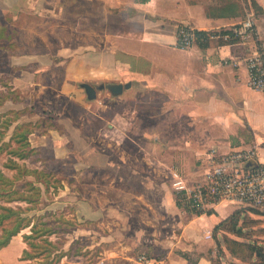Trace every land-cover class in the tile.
<instances>
[{
	"label": "rangeland",
	"instance_id": "rangeland-1",
	"mask_svg": "<svg viewBox=\"0 0 264 264\" xmlns=\"http://www.w3.org/2000/svg\"><path fill=\"white\" fill-rule=\"evenodd\" d=\"M89 3L93 2L0 0V91L3 94H0V120L7 124L10 120L12 122L9 126H12L13 121L24 111L26 115L34 114L31 119L32 126L26 127L30 132L31 129L34 131L29 146L24 144L26 137L22 132V125L15 127L13 132H8L9 128L6 129L4 124L2 127L0 125V170L8 178L19 177L13 188L25 197H36L35 192L27 188V183L34 182V178L23 175L24 172L18 176L15 170L4 168V165L13 163L27 170H38L41 175L37 179L44 183H34L42 191L34 205L19 200L15 194L11 202L0 200V207L29 208L23 211L21 217L29 218V223L34 224V229L38 232L32 234L31 228L28 227L13 236L11 242L0 249V264H138L136 259L141 255H144L149 263L161 259L167 262L174 257L172 254L168 255L171 244L166 241L175 223L172 215L165 214L160 207L158 201L162 191L157 187L164 186L163 183L169 186L170 172L165 164H156V161L154 163L149 160L152 158L151 152L166 148L165 139L153 140L157 128L165 134L169 127L165 96L154 92L150 87L136 92L128 90L123 101H120L121 95L113 96L103 89L97 92L96 99L91 101V104L86 99V104L92 106L78 107L67 95H56L55 90L60 87L65 65H60L54 70L55 75L51 81L47 78L48 75H43L41 81L51 88L39 94L38 87L19 89L14 84L18 83V80L16 77L12 78V75L18 74L22 69L34 71L39 63L44 65L46 60L37 58L36 55L40 54L34 53L47 52L46 55L52 56L51 60L54 62L56 58L52 53H55L57 48L70 49L85 44V17ZM95 3L97 5L99 1ZM92 19L96 21V18ZM77 23L82 27L81 30L74 29ZM24 62L29 64L24 65ZM97 116L103 120L100 121ZM16 128L18 134L12 139ZM61 135V138H57ZM46 144H57L60 148L68 150V154L62 159H40L39 147ZM84 147L107 151L112 163L116 165L103 170L83 165L85 168L76 172V166H81L82 162L88 163L89 158L100 162L93 153L78 154L77 150H74ZM71 152H74V155H70ZM164 152L162 151L161 155L164 154L165 158ZM26 155L27 158H21ZM120 161L125 162L129 168L143 169V175L133 174L129 168H118L117 163ZM209 166L208 163L207 168ZM178 173L188 186L203 179L202 175L193 179V171L178 169ZM146 178H154L156 188L144 186ZM44 185L47 186L46 191ZM75 197L90 199L92 205L102 209L120 207L127 215L125 229L116 221H107L108 224H104L112 228L115 234L111 231V239H105L103 229L106 226L100 224V221L86 223L71 220L65 213L74 211V207H65L66 205L58 203L57 200L61 199L67 203L74 201ZM139 197H142V201ZM177 198V208L185 219L189 215L210 213L208 208L191 210L175 196V200ZM234 206L239 207L237 210L241 216H247L249 221L247 227L243 228L241 237L232 234L227 236L239 243H252L264 248V215L246 204ZM2 212L0 209V213ZM241 222L240 220L238 226H241ZM82 226L92 229L91 235L74 239L75 235L71 229ZM3 227L11 226L4 220L3 225H0V235ZM52 228L60 229L55 234L49 233ZM138 232L139 236L136 235ZM105 233L108 234V230ZM42 234L44 236H41ZM25 235L30 236L27 239L30 245L25 242ZM217 239L219 247L211 241L206 243L203 240V243H199L205 253L208 252L209 257L213 256L214 264H245L229 254L227 248H230V244L223 242L222 233H218ZM231 248L242 258L248 256L243 246L231 245ZM24 251L28 252L27 256ZM174 254H186L190 256V261H194L198 256L197 251L189 254L174 251ZM24 256L29 260H23Z\"/></svg>",
	"mask_w": 264,
	"mask_h": 264
},
{
	"label": "crops",
	"instance_id": "crops-1",
	"mask_svg": "<svg viewBox=\"0 0 264 264\" xmlns=\"http://www.w3.org/2000/svg\"><path fill=\"white\" fill-rule=\"evenodd\" d=\"M95 1L97 0H90L93 3H89L87 8L85 44L70 49L57 48L52 53L56 58L54 62L51 60L52 56L46 55L47 52L34 53L40 54L36 55L37 58L46 60L44 65L39 63L34 71L22 69L18 74L12 75V78L16 77L18 80L14 84L19 89L38 87L39 94L51 88L41 81L43 75H48L47 78L51 81L55 75L54 70L65 65L60 87L55 90L56 95H67L78 107L89 108L92 106L91 101L96 99L88 100L83 84L94 88L96 96L103 89L109 91L108 87L111 85L129 84L130 87L123 88L121 96L118 95L120 101H123L128 90L136 92L152 87L154 92L162 93L166 99L169 127L165 134L157 128L153 140L165 139L167 144L161 151L151 152L152 158L149 160L165 164L170 172L169 186L163 183L164 186L157 187L162 191L158 203L165 214L172 215L175 223L166 241L171 244L167 253L174 257L167 262L161 259L147 264H214L213 256L209 257L199 243L211 241L216 245L214 228L239 207L234 206L235 203L220 201L208 207L210 213L189 215L185 219L175 203L172 174H179V169L195 172L191 175L193 179L203 176L211 150L223 155L255 149L258 161L264 163V94L248 86L249 76L243 58L248 53L246 45L251 48L252 43L209 40L206 48L194 45L188 50H182L176 46L177 28L188 26L206 33L228 29L240 23L245 10L252 7L258 13L257 27L264 37V0H149L145 3H136L134 0H98L97 5ZM74 29L81 30L82 27L77 23ZM229 58H233L237 66L230 65ZM224 61L228 63L225 64ZM28 62H24V65L32 63ZM86 99L89 105L86 104ZM33 115H26L25 111L21 113L8 132H13L18 125H22V128L31 127ZM96 118L103 120L100 116ZM25 119L28 121H23ZM31 130L28 135L29 144L34 133ZM61 137L62 135L57 138ZM74 150L78 154L93 153L100 159V162H96L94 158H89L88 163L82 162L81 166H76V172L83 165L102 170L116 165L112 163L107 151L87 147ZM38 151L40 159H62L68 154V150L57 144L40 146ZM162 151H165V158L164 154L161 155ZM70 155H74V152ZM117 167L129 168L121 161L117 163ZM129 169L133 174L143 175V169ZM145 185L156 188L154 178L144 179ZM141 198L139 197L140 200ZM73 200L67 203L61 199L57 201L66 205L65 207H74V211L65 213L73 221H100V224L106 226L103 229L105 239H111V235L115 234L105 222L108 224L116 221L122 228L126 226L127 215L120 207L102 209L92 205L90 199L75 197ZM106 230L108 234L105 233ZM92 231L87 226L71 229L74 239L91 235ZM177 231L179 232L176 233ZM136 235L139 236V232ZM174 251L188 254L197 251L198 256L190 261V256L187 259L181 255L176 256Z\"/></svg>",
	"mask_w": 264,
	"mask_h": 264
},
{
	"label": "built area",
	"instance_id": "built-area-1",
	"mask_svg": "<svg viewBox=\"0 0 264 264\" xmlns=\"http://www.w3.org/2000/svg\"><path fill=\"white\" fill-rule=\"evenodd\" d=\"M195 32L196 30L188 26H178L176 46L182 50L190 49L195 45ZM207 34L209 40L253 44L251 48L246 45L248 53L243 58L249 76L248 86L264 94V37L258 30L256 13L252 7L245 10V16L240 23ZM229 64L237 66L233 58H229ZM207 160L210 166L204 172L201 182L188 186L179 174H172L175 196L181 202L196 211L226 201L246 204L264 214V163L258 161L255 149L223 155L211 150ZM136 262L149 263L144 255L139 256Z\"/></svg>",
	"mask_w": 264,
	"mask_h": 264
},
{
	"label": "trees",
	"instance_id": "trees-1",
	"mask_svg": "<svg viewBox=\"0 0 264 264\" xmlns=\"http://www.w3.org/2000/svg\"><path fill=\"white\" fill-rule=\"evenodd\" d=\"M134 1L136 3H145L149 0H134ZM255 13L258 14L257 11ZM195 37H196L195 45H197L199 48L203 49V48H206L208 46L209 38H208V34L206 32L196 31ZM0 94H2L1 91H0ZM4 99L9 100L8 97L7 98L4 97ZM10 122H12V121L9 120V123L7 124L6 122L0 120V125L2 127V125L4 124V127L6 129H8L10 127L9 126ZM26 127H28V126H26ZM26 127H23V128L21 127V129H22V132L24 133V135L26 137V138H24V144L26 146H29L28 135L31 132L29 130H27ZM17 134H18V132H17V128H16V132H14V135L11 138L15 139ZM0 151H1V148H0ZM22 157L27 158L28 155L21 156V158ZM4 168H10L11 170L12 169L15 170L17 172L18 176H20V174H22L24 172L23 175L33 177L34 182H28L27 188H29L33 192H35L36 197L32 199L30 197H25V196H22L21 194H18V192L13 187H14V182L17 179H19V177L13 176V178H8L0 170V200H2L4 202H11L13 200V198H15V197H13L15 194L19 197V200L24 201L27 204H32V205L36 204L38 201L37 199H39L42 191H41V188L36 187V185L34 183H43L37 179V177H39L41 175V172H39L38 170H27V168L19 167L18 165L13 164V163H12V165H8V164L4 165ZM44 189L46 191L47 186L45 187V185H44ZM175 201H176L175 202L176 206H178L179 205V204H177L178 198ZM0 209L3 211L2 213H0V225H3L4 220H7L11 226L8 228L3 227V229H2V232L0 235V249L5 247L11 241V238L13 236L17 235L21 230H23L25 228L30 227L32 234H38V232H36V230L34 229V224L31 225L29 223V221H30L29 218L21 217L23 211L27 210L29 208L23 209L20 206H17L16 208L13 209L10 207L1 206ZM262 215H264V214H262ZM240 220L242 221L241 226H238ZM248 221H249V218L245 215L242 217L239 210L236 209L228 218L223 220L221 223H219L214 228L213 238H214V241L216 243V247H219V245H220L219 240L217 239L218 233H222L223 242L225 244H230V248H227V251L229 252V254L232 257H234L235 259H237L239 261L244 262L245 264H264V248H259L256 244H252V243H250V244L239 243L237 240L227 236V234H232V235H235L237 237H241L243 228L247 227ZM54 229L55 228H52L49 231V233L55 234V233H57L56 231L59 230L60 228H57V230L56 229L54 230ZM41 236H44V234H42ZM23 238H24L25 242L28 244L27 239L30 238V236L25 235ZM28 245H30V244H28ZM231 245H236L238 247L243 246L245 251L248 253V256L246 258H244V257L242 258L240 255H237L235 253L236 250L232 249ZM23 253L25 256L28 255L27 251H24ZM25 256L22 259L23 260H29ZM182 257L187 259L188 256H186V254H183Z\"/></svg>",
	"mask_w": 264,
	"mask_h": 264
},
{
	"label": "water",
	"instance_id": "water-1",
	"mask_svg": "<svg viewBox=\"0 0 264 264\" xmlns=\"http://www.w3.org/2000/svg\"><path fill=\"white\" fill-rule=\"evenodd\" d=\"M129 87H130L129 84H127L125 86H122L121 84H116V85L109 86L108 90H109L111 95L118 96L122 93L123 88L128 89ZM82 88L84 89L88 100H94L96 98V92H95L94 88H92L90 85L83 84Z\"/></svg>",
	"mask_w": 264,
	"mask_h": 264
}]
</instances>
